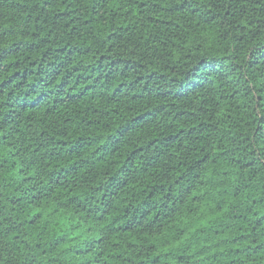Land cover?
<instances>
[{
  "label": "trees",
  "instance_id": "16d2710c",
  "mask_svg": "<svg viewBox=\"0 0 264 264\" xmlns=\"http://www.w3.org/2000/svg\"><path fill=\"white\" fill-rule=\"evenodd\" d=\"M0 264H264V0H0Z\"/></svg>",
  "mask_w": 264,
  "mask_h": 264
}]
</instances>
